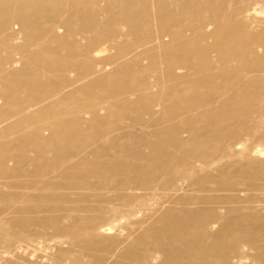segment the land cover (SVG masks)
I'll use <instances>...</instances> for the list:
<instances>
[{
  "label": "rangeland",
  "instance_id": "rangeland-1",
  "mask_svg": "<svg viewBox=\"0 0 264 264\" xmlns=\"http://www.w3.org/2000/svg\"><path fill=\"white\" fill-rule=\"evenodd\" d=\"M123 1L66 12L52 31L38 33L40 15L36 35L16 17L0 32V224L33 241L24 256L0 246V264H57L60 253L61 264H264V0H186L194 56L212 43L219 5L261 44L223 64L208 51L198 74L188 58L178 82L169 37L154 41L149 17L131 32L123 18L140 7ZM197 77V91L156 99ZM249 81L257 101L232 95Z\"/></svg>",
  "mask_w": 264,
  "mask_h": 264
},
{
  "label": "bare ground",
  "instance_id": "bare-ground-1",
  "mask_svg": "<svg viewBox=\"0 0 264 264\" xmlns=\"http://www.w3.org/2000/svg\"><path fill=\"white\" fill-rule=\"evenodd\" d=\"M3 1L5 2V5L0 6V32H4V30L6 29L8 23H9V20L12 17H16L19 20H21V22H22L21 28L24 30V32H27L26 34L33 35L32 33H34V34L37 33L36 30H34V31L32 30V27L34 26V24L35 23L37 24V22H36L37 16L40 17V15H41V25H40V28L38 31V33L40 34L41 32H46L47 30H51L52 29L51 26H53L57 22V20H59L61 18V16H63L66 12L69 15L70 14L71 15H73V14L77 15V13L80 14L81 8H85L86 6H88L90 4H92V5H94V4H99V5L100 4H106L109 0H3ZM136 1L140 7L139 10L137 12L133 11V13H134L133 15H129V14L125 13L123 20L130 27L129 29L131 30V32H136L137 29L140 27V25H139L140 20H142L143 18L149 17L151 19V21L154 23V25L156 26V30H157V31L153 32V33H156L155 34L156 37H154V41H156L157 43H162L161 39H160L161 34H164L163 37H169V39L171 40L172 47H171V50L169 51V53L167 52L166 57L163 59L165 60V63H166L165 64L166 70H167L171 80H173V81L178 82V80L182 79L183 76H181L180 74H182V70L186 67V65H187L186 59L188 60V58H196V60L198 61L197 63H198L199 69L195 70L196 74H198V73L205 71L201 66V61L204 59H207L208 51L215 52L217 55V61L220 64H223V63H226V61L229 62V61L235 60L236 52H238L239 50L243 51L244 49L246 50V49L250 48L251 46L261 44L260 39L257 36H255L254 34H252L248 30V28H246L243 24L238 25L239 23L238 24L234 23V19H232L234 17V15L232 12H230L228 14L225 12H222L221 7L219 5L218 9L216 10V13L213 17L214 19L212 21L213 22L212 23L213 28H212L211 33H210L211 34L210 38L212 39V43L209 47L200 46L202 48L199 49V52L196 54V56H194L193 54L190 53L188 47L197 46V44H198L197 42H199L200 35L196 34L193 40L189 39L185 35V31H187V30L194 31V34L196 31L194 29L195 27L193 28V25L191 24V22H193V19L192 18L190 19V17H188L189 16L188 15V9H185L183 7V4L186 0H136ZM189 1H191L194 4V6L192 5L191 8L196 7L197 9H199L201 7L200 2H197V0H189ZM217 1L220 3L223 2V0H217ZM124 2L126 3V5L128 7V5H130V3L132 4L133 2H135V0H124L123 4H124ZM173 4L174 5L175 4L176 5H182V7L184 8V12H185L184 17L175 15L176 9L174 8L175 6ZM130 6H132V5H130ZM253 6L249 9H246V13L248 12L250 15H253L255 17L259 16L260 14L263 16L261 11H259V13H257V9L254 8ZM11 8H13V9H11ZM31 9H34V10H31ZM161 10L163 12H165V14L163 13L162 16H161V13H160V15L158 14ZM103 13H104V11L101 14H103ZM27 14H28V16H26ZM152 16H154L156 18H154ZM72 17H74V16H72ZM55 27H56V25H55ZM53 29L57 30V27L53 28ZM160 31H162V32H160ZM10 32H11V30H10ZM228 33H231L230 42L228 44H225L223 41V38ZM105 51H106V49L104 47L103 48L101 47V48L97 49L96 51H94L93 55H94V57H99ZM255 64L256 63H252L249 65L251 68L254 69ZM238 66L240 68L247 67V66H241L239 64V61H238ZM9 69H10V67H9ZM253 69H251V70H253ZM203 77H197L196 80H191L190 83H187L186 85H182L181 88H179L176 85L168 87L167 89H165L166 91H162L161 93H159L157 95L158 97L156 99H158V102H159L160 99L166 98L168 95L173 96V97H176L179 94L183 95L184 90H186L188 88H192L194 91H197L203 83ZM231 80H232V78H231ZM246 85H247V87L246 88L244 87L243 93L242 92L241 93L238 92L236 94L232 93V95L235 96L236 98L249 97V98L257 101L260 98L261 94L259 93V91L257 89H255V82L249 81V83ZM195 95L196 94L193 93L191 95L190 99L193 100V98L196 97ZM179 97H180V95H179ZM152 99H154V98H152ZM141 104H142L143 109L144 108L147 109V107H145V105L143 103H141ZM148 106H149V104H148ZM26 112H27V110H26ZM149 137H151V136H149ZM139 141L140 140L138 139V142ZM191 141H193V139ZM138 142H136V143H138ZM149 143H148V145H149ZM157 143L158 142H156L155 144L152 143L151 146H155V145H157ZM145 144H147V143H145ZM199 163L202 164V162H199ZM174 166L179 167L178 160ZM3 224H0V246L2 248H4L5 251L2 249L1 252L4 251L3 253L7 254V256L10 254H13V253H17L19 255L24 256V254H26L27 250H28V249L26 250L25 242L26 241L33 242V241L29 237L22 235V234H19L18 232L16 234V233L11 232L10 230H7L6 228H1V226ZM173 227H175V226H173ZM181 227L182 226H180V228ZM4 229H6V230H4ZM100 229H102V228H100ZM107 230H108V232L111 231L109 228ZM37 244H39V243L37 242ZM27 248H29V247H27ZM3 253H2V255H4ZM64 257H65V254H63V253L58 254V258L55 260L56 263L61 264L62 262H60V261ZM76 258H80V257H76ZM76 258H75V260L72 261L71 264H83L84 263L82 259H76ZM193 261H195V260H193ZM168 264H181V261L179 260V258L178 259L172 258L170 260V262L168 261Z\"/></svg>",
  "mask_w": 264,
  "mask_h": 264
}]
</instances>
